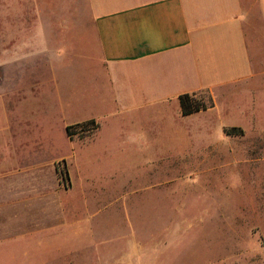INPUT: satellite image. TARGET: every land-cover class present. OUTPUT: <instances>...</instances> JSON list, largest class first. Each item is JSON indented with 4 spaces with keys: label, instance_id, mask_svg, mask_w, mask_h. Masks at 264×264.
Wrapping results in <instances>:
<instances>
[{
    "label": "rangeland",
    "instance_id": "374dc122",
    "mask_svg": "<svg viewBox=\"0 0 264 264\" xmlns=\"http://www.w3.org/2000/svg\"><path fill=\"white\" fill-rule=\"evenodd\" d=\"M12 1V15H34L29 0ZM4 3L0 0V16L9 11ZM251 85L236 94L248 97ZM251 92L258 94L245 100L251 111L244 117L226 114L238 99L218 94L215 118L197 120L210 130L186 145L171 132L163 150L135 153L114 121H104L85 147L68 141V123L112 109L105 75L95 62L88 69L60 71L35 64L23 70L2 66L1 153L10 143L21 163L76 154L73 176L79 184L90 180L82 182L90 198L61 194L53 201L58 232L26 228L13 221L11 209L9 243L6 220L5 229L0 226V264H66L65 253L74 248L80 252L76 264H96L95 255L105 264H264V89ZM21 97L28 103L18 106ZM233 120L240 130L229 135L225 131L234 127L223 131L221 125ZM171 163L188 166H159ZM64 165L69 173L67 160H60V178ZM84 226H90V249L87 235L72 228Z\"/></svg>",
    "mask_w": 264,
    "mask_h": 264
},
{
    "label": "crops",
    "instance_id": "0c3cea01",
    "mask_svg": "<svg viewBox=\"0 0 264 264\" xmlns=\"http://www.w3.org/2000/svg\"><path fill=\"white\" fill-rule=\"evenodd\" d=\"M12 2L5 0L9 11L0 16V69L23 70L33 64L51 71L74 70L78 65L88 69L93 61L103 70L112 109L98 118L68 123L65 132L70 144L85 147L97 137L104 121H114L127 133L126 144L133 145L132 152L163 150L164 138L171 132L186 145L208 129L198 119L215 118L218 94L238 99L226 110V114H239L232 115L237 120L251 111L244 107L247 98L258 94L251 91L264 89V0H29L35 8L31 16L12 15ZM250 85L248 97L236 94ZM201 91L210 93L214 107L183 116L180 96ZM25 100L21 97L17 105L27 104ZM90 120L95 121V129L68 136V126ZM237 125L233 120L221 129ZM1 130L5 132L4 127ZM4 147V154L0 148V226L6 220L8 243L11 209L13 221L26 228L58 232L53 227L57 223V214L50 208L53 201L61 194L90 198L82 184L90 180L79 184L73 176L76 154H62L51 162L21 163L22 158L11 154V149H17L10 143ZM64 159L70 167L69 187L59 176L58 164ZM72 228L85 235L91 231L90 226ZM87 241L90 249L88 235ZM74 249L65 253L66 264L78 262L80 252ZM95 263L105 264L97 255Z\"/></svg>",
    "mask_w": 264,
    "mask_h": 264
},
{
    "label": "trees",
    "instance_id": "16d2710c",
    "mask_svg": "<svg viewBox=\"0 0 264 264\" xmlns=\"http://www.w3.org/2000/svg\"><path fill=\"white\" fill-rule=\"evenodd\" d=\"M199 93L183 94L180 96L179 100H180L181 112L183 116H190L196 113L207 111L214 107L213 98L208 91H205L206 94L203 97L199 96ZM95 128H96L95 121L90 120L87 122L68 126L66 131H67L68 136L72 137L79 132L81 133L88 132ZM239 130L240 129L234 127V128L226 130L225 132L231 135L234 132H237ZM60 175H61L62 181L68 187L70 183V176L67 171L66 165H64V167L60 169Z\"/></svg>",
    "mask_w": 264,
    "mask_h": 264
}]
</instances>
